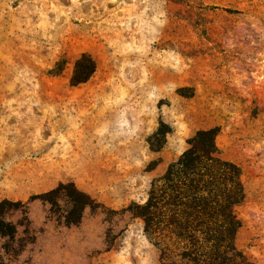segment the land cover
Masks as SVG:
<instances>
[{"label":"rangeland","instance_id":"374dc122","mask_svg":"<svg viewBox=\"0 0 264 264\" xmlns=\"http://www.w3.org/2000/svg\"><path fill=\"white\" fill-rule=\"evenodd\" d=\"M82 52L96 67L73 85ZM159 119L172 130L153 152ZM212 126L242 171L235 244L264 264V0H0V199L72 180L105 206L66 226L31 201L33 240L4 263L162 264L141 219L108 209L143 201Z\"/></svg>","mask_w":264,"mask_h":264},{"label":"trees","instance_id":"16d2710c","mask_svg":"<svg viewBox=\"0 0 264 264\" xmlns=\"http://www.w3.org/2000/svg\"><path fill=\"white\" fill-rule=\"evenodd\" d=\"M60 63L56 62L58 71ZM95 67L96 62L88 53H80L74 61L70 83L86 81ZM171 130L168 123L159 119L146 139L149 149L159 151ZM218 131V126L195 130L180 154L151 179L143 201L132 200L119 210L108 209L141 219L143 234L159 249L162 264H169L171 255L181 264H254L235 244L241 226L235 207L245 195L242 171L236 162L220 155ZM35 199L47 204L49 215L66 226L80 223L86 209L105 208L72 180L59 181L25 201L1 198L0 264H5L4 254H18L33 240L28 205ZM10 212H18L19 217L15 221L9 219ZM19 228L22 236H18Z\"/></svg>","mask_w":264,"mask_h":264}]
</instances>
